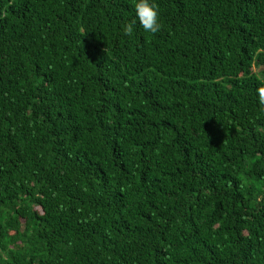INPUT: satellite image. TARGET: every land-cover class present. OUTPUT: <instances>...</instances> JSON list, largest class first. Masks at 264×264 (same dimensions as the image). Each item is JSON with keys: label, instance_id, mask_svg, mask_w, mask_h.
<instances>
[{"label": "trees", "instance_id": "obj_1", "mask_svg": "<svg viewBox=\"0 0 264 264\" xmlns=\"http://www.w3.org/2000/svg\"><path fill=\"white\" fill-rule=\"evenodd\" d=\"M155 3L0 0V264H264V0Z\"/></svg>", "mask_w": 264, "mask_h": 264}, {"label": "clouds", "instance_id": "obj_2", "mask_svg": "<svg viewBox=\"0 0 264 264\" xmlns=\"http://www.w3.org/2000/svg\"><path fill=\"white\" fill-rule=\"evenodd\" d=\"M137 23L146 33L155 34L160 31L162 25L155 0H134V18L122 27L123 34L130 36ZM256 95L258 103L264 106V86L256 89Z\"/></svg>", "mask_w": 264, "mask_h": 264}, {"label": "rangeland", "instance_id": "obj_3", "mask_svg": "<svg viewBox=\"0 0 264 264\" xmlns=\"http://www.w3.org/2000/svg\"><path fill=\"white\" fill-rule=\"evenodd\" d=\"M254 71H255V72H258L259 70H258L257 68H254Z\"/></svg>", "mask_w": 264, "mask_h": 264}]
</instances>
